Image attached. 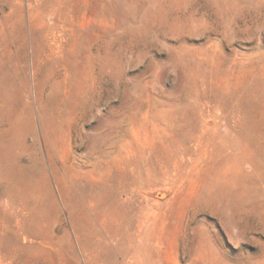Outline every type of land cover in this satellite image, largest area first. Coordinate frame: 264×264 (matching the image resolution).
I'll use <instances>...</instances> for the list:
<instances>
[{"label": "rangeland", "instance_id": "rangeland-1", "mask_svg": "<svg viewBox=\"0 0 264 264\" xmlns=\"http://www.w3.org/2000/svg\"><path fill=\"white\" fill-rule=\"evenodd\" d=\"M0 264H264V0H0Z\"/></svg>", "mask_w": 264, "mask_h": 264}, {"label": "bare ground", "instance_id": "bare-ground-1", "mask_svg": "<svg viewBox=\"0 0 264 264\" xmlns=\"http://www.w3.org/2000/svg\"><path fill=\"white\" fill-rule=\"evenodd\" d=\"M138 253V252H137Z\"/></svg>", "mask_w": 264, "mask_h": 264}]
</instances>
